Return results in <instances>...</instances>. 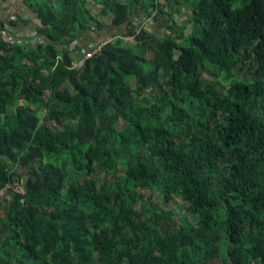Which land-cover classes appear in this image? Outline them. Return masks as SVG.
<instances>
[{
  "label": "trees",
  "instance_id": "1",
  "mask_svg": "<svg viewBox=\"0 0 264 264\" xmlns=\"http://www.w3.org/2000/svg\"><path fill=\"white\" fill-rule=\"evenodd\" d=\"M19 4L42 43L0 36V264H264V0ZM102 28L135 36L70 69Z\"/></svg>",
  "mask_w": 264,
  "mask_h": 264
},
{
  "label": "built area",
  "instance_id": "2",
  "mask_svg": "<svg viewBox=\"0 0 264 264\" xmlns=\"http://www.w3.org/2000/svg\"><path fill=\"white\" fill-rule=\"evenodd\" d=\"M13 19H17V18H14V17H11ZM152 20V16L149 17L147 20H146V23L148 21ZM145 24V22H144ZM143 24L141 23H138V25H136V32L138 33L140 31V28ZM10 28H6L4 27L3 25H0V36H2L8 43H22V42H26L27 40L31 39L32 38H36L37 40L34 41V45L36 44H41L42 43V40H41V37L38 36V34L36 33V31H31V32H34L36 36H31V34H27L24 36V40L19 38L21 35L20 34H17V35H12L11 32H10ZM118 36L122 37L123 39H127V40H132L134 38V34H129V33H119V34H116V35H111V34H108L106 35L104 38H102L101 40L89 45L88 49L86 51L83 52L82 54V57L79 58V59H75L73 60L71 63H70V69H80L83 67L84 63L86 60L88 59H91L92 57H94V55L96 53H98L100 50H101V47L106 44L107 42L109 41H114ZM33 43V41H31ZM78 47V41L77 40H74L71 42V44H69V49L70 50H73V49H76ZM60 58L57 57L56 58V61L58 62ZM4 195V190H0V198L3 197Z\"/></svg>",
  "mask_w": 264,
  "mask_h": 264
},
{
  "label": "crops",
  "instance_id": "3",
  "mask_svg": "<svg viewBox=\"0 0 264 264\" xmlns=\"http://www.w3.org/2000/svg\"><path fill=\"white\" fill-rule=\"evenodd\" d=\"M13 16H18L19 20H21L19 28L17 29L20 35H23L24 33L26 34V32H31L33 30V26L37 24V20L33 18L32 14L27 12L24 6L19 4V0L12 1L7 6L0 3V22L3 21L5 23ZM110 31H112V29H110ZM107 33L108 32L103 29L84 31L77 37V39L81 42V46L79 45V47L82 50V53L88 49L89 45L99 41Z\"/></svg>",
  "mask_w": 264,
  "mask_h": 264
},
{
  "label": "rangeland",
  "instance_id": "4",
  "mask_svg": "<svg viewBox=\"0 0 264 264\" xmlns=\"http://www.w3.org/2000/svg\"><path fill=\"white\" fill-rule=\"evenodd\" d=\"M93 9H94L95 12H98V8H93ZM185 11H186V8L183 9V12H185ZM183 12H174V14H173L174 21L176 23H178L179 25L181 23H183V21L185 20V14ZM99 20L100 21H103L104 20L103 17H102V15H99ZM18 21H21V20L18 19ZM148 22H149V24L147 25V28H150V29L154 28V24H151L153 22V19L150 20V21H148ZM155 28L157 29V26ZM102 29L108 32V30L106 28H102ZM122 30H120V31H122ZM164 32H168V30L163 29V30H161L160 33L163 34ZM29 33L31 34V36H33V35L36 36L34 32H26L25 35H27ZM108 34L109 33H107V35ZM36 40H37L36 38H32L31 41H33V43L29 39L26 42H24V44H31L32 46H35L34 45V41H36ZM77 41H78V46H79L81 44V42H80V40H77ZM77 49H80V47H78ZM203 77H205V78H211V76L208 75L206 72L203 73ZM157 195L158 194H156L155 196L152 197L154 202L159 201L158 198H157L158 197ZM185 206H186V202L183 199H181V198H176L175 202L172 204V207L174 209H178L180 212L185 211Z\"/></svg>",
  "mask_w": 264,
  "mask_h": 264
},
{
  "label": "clouds",
  "instance_id": "5",
  "mask_svg": "<svg viewBox=\"0 0 264 264\" xmlns=\"http://www.w3.org/2000/svg\"><path fill=\"white\" fill-rule=\"evenodd\" d=\"M106 35H107V34H106ZM106 35H105V36H106ZM105 36H104V37H105ZM104 37H102V38H104ZM102 38H101V39H102ZM101 39H100V40H101ZM75 40H78V39L76 38ZM78 47H79V46H78ZM78 47H77V48H78ZM80 50H81V49H80ZM81 52H82V50H81ZM82 54H83V53H82Z\"/></svg>",
  "mask_w": 264,
  "mask_h": 264
}]
</instances>
